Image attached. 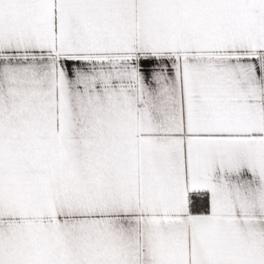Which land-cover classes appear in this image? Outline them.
<instances>
[{"label":"snow or ice","instance_id":"snow-or-ice-1","mask_svg":"<svg viewBox=\"0 0 264 264\" xmlns=\"http://www.w3.org/2000/svg\"><path fill=\"white\" fill-rule=\"evenodd\" d=\"M0 264H264V0H0Z\"/></svg>","mask_w":264,"mask_h":264}]
</instances>
